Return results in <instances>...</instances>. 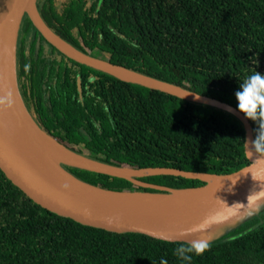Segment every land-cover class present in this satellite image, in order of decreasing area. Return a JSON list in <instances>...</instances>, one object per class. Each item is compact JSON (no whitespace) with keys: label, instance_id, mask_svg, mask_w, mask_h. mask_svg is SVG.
I'll list each match as a JSON object with an SVG mask.
<instances>
[{"label":"trees","instance_id":"obj_1","mask_svg":"<svg viewBox=\"0 0 264 264\" xmlns=\"http://www.w3.org/2000/svg\"><path fill=\"white\" fill-rule=\"evenodd\" d=\"M36 7L46 25L77 49H97L112 63L236 109L239 82L254 70L264 74V0H37ZM29 29L28 49L24 38L16 46L19 90L37 124L65 147L132 168L224 174L249 163L243 125L232 114L77 62L24 15L19 30ZM248 121L254 139L264 123ZM64 168L103 188L154 191ZM138 179L172 188L204 183L172 174ZM209 243L203 254L182 260L175 249L187 242L110 232L60 216L0 170V264H264V221L246 219Z\"/></svg>","mask_w":264,"mask_h":264},{"label":"water","instance_id":"obj_2","mask_svg":"<svg viewBox=\"0 0 264 264\" xmlns=\"http://www.w3.org/2000/svg\"><path fill=\"white\" fill-rule=\"evenodd\" d=\"M36 1L0 0V100L4 101L0 103V170L13 185L41 207L81 224L189 244L201 238L212 242L264 207V198L247 203L249 194L264 191V152L250 150L251 144L246 143L253 139V132L243 113L226 102L77 49L46 25ZM24 15L47 42L77 62L120 80L232 114L243 125L244 152L249 163L224 174L159 166L132 168L111 165L65 147L37 124L19 90L16 46ZM43 136L69 154L70 160L55 157ZM64 165L124 178L154 191L103 188L76 177ZM156 174L178 175L204 183L172 188L138 179Z\"/></svg>","mask_w":264,"mask_h":264},{"label":"clouds","instance_id":"obj_3","mask_svg":"<svg viewBox=\"0 0 264 264\" xmlns=\"http://www.w3.org/2000/svg\"><path fill=\"white\" fill-rule=\"evenodd\" d=\"M250 60L253 64H258L255 57H250ZM234 95L237 100V110L243 113L245 118L255 123H264V74L254 70L252 74L239 82L238 90ZM3 102V100H0V103ZM246 143L251 144L250 150L264 152V131H258L255 138L251 141H246ZM262 198H264V191L252 192L247 196V203L255 202ZM209 248V240L201 238L193 241L189 246H179L175 249V252L182 260L191 261V253L201 255Z\"/></svg>","mask_w":264,"mask_h":264},{"label":"bare ground","instance_id":"obj_4","mask_svg":"<svg viewBox=\"0 0 264 264\" xmlns=\"http://www.w3.org/2000/svg\"><path fill=\"white\" fill-rule=\"evenodd\" d=\"M44 142L53 150V155L57 158H62L64 160H70V155L66 154L65 152L58 150L59 148L46 136H43ZM71 160H74L75 162H78V159L71 158Z\"/></svg>","mask_w":264,"mask_h":264},{"label":"rangeland","instance_id":"obj_5","mask_svg":"<svg viewBox=\"0 0 264 264\" xmlns=\"http://www.w3.org/2000/svg\"><path fill=\"white\" fill-rule=\"evenodd\" d=\"M92 55L96 56V57H100V58H103V59H108L109 56L108 55H105V54H101L98 50H95V51H92ZM80 148V147H79ZM82 150V149H81ZM129 181V180H128ZM253 217H256L259 219L260 222L264 221V207L261 208L258 213L255 215V216H252L248 219H251Z\"/></svg>","mask_w":264,"mask_h":264},{"label":"flooded vegetation","instance_id":"obj_6","mask_svg":"<svg viewBox=\"0 0 264 264\" xmlns=\"http://www.w3.org/2000/svg\"><path fill=\"white\" fill-rule=\"evenodd\" d=\"M32 32H33L32 29L27 30V32H25V33H21V30H18L17 43L21 41V38H24V42H25L24 48H23L24 50L28 49V41H29V37H30ZM95 50H97V49H95Z\"/></svg>","mask_w":264,"mask_h":264}]
</instances>
